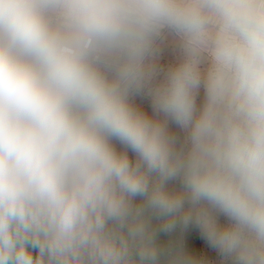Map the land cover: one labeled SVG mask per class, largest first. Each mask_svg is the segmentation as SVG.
<instances>
[{
  "label": "clouds",
  "instance_id": "obj_1",
  "mask_svg": "<svg viewBox=\"0 0 264 264\" xmlns=\"http://www.w3.org/2000/svg\"><path fill=\"white\" fill-rule=\"evenodd\" d=\"M0 264H264V0H0Z\"/></svg>",
  "mask_w": 264,
  "mask_h": 264
},
{
  "label": "rangeland",
  "instance_id": "obj_2",
  "mask_svg": "<svg viewBox=\"0 0 264 264\" xmlns=\"http://www.w3.org/2000/svg\"><path fill=\"white\" fill-rule=\"evenodd\" d=\"M145 107H148L147 102H143Z\"/></svg>",
  "mask_w": 264,
  "mask_h": 264
}]
</instances>
